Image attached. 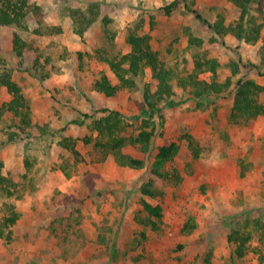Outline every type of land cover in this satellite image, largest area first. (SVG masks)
<instances>
[{
  "label": "rangeland",
  "instance_id": "rangeland-1",
  "mask_svg": "<svg viewBox=\"0 0 264 264\" xmlns=\"http://www.w3.org/2000/svg\"><path fill=\"white\" fill-rule=\"evenodd\" d=\"M58 1L64 6L63 16L73 22L72 10L87 14L95 3L97 24L90 25L84 37L85 32L79 35L74 28L70 33L61 25L47 24L53 16L45 19L44 13L45 24L35 33L39 24L29 13L27 30L10 25L0 34V71L12 69L30 105L32 123L49 129L41 134V126H36L30 135L23 133L15 126L19 118L10 113L0 122V173L17 181L12 195L0 192V221L13 211L19 213L11 226L12 237L0 238V264H208L207 254L212 264H264V245L259 242L264 226V115L232 123L228 118L232 93L224 92L199 106L191 97V86L179 84L195 71L198 56L219 62L215 73L199 74L208 80L224 81L231 75L229 64L240 57L242 63L259 62L261 39L252 43L233 34L221 38L185 3L212 22L223 17L226 24L238 19L239 8L231 0H180L167 13L164 7L172 0ZM263 12L264 0H252L250 13L257 21ZM104 17L109 21L104 22ZM140 23L138 31L150 33L152 47L173 68L178 102L163 105L149 118L156 126L150 151L124 147L146 161L144 167L132 168L119 165L112 156L96 159L93 142L83 141L90 133L96 135L88 125L92 118L81 113H93L94 118L102 115L99 108L120 109L129 123L124 134L136 133L143 117L148 118L133 115L141 112L144 84L155 85L149 67L134 87L113 96L95 89L100 71L112 83L118 82L97 50L105 49L107 55L127 52L126 37ZM48 25L61 31L54 28L49 33ZM14 31L29 44L21 63L12 52ZM190 36L201 39V44L190 42ZM36 57L40 60L37 70ZM240 67L233 81L247 74L264 83V66ZM42 73L49 75L41 79ZM10 98L0 85V104ZM76 117L85 123L71 122ZM64 137L76 139L82 161L74 163L68 149L59 145ZM169 139L177 140L179 151L161 167L164 176H159L152 171V163L157 147ZM143 185L154 195L144 194ZM143 200L164 207V216L156 220L158 228L146 224L149 215ZM188 217L196 225L186 233L182 228ZM234 227L253 233L252 249L242 258H233V244L228 240Z\"/></svg>",
  "mask_w": 264,
  "mask_h": 264
},
{
  "label": "trees",
  "instance_id": "trees-1",
  "mask_svg": "<svg viewBox=\"0 0 264 264\" xmlns=\"http://www.w3.org/2000/svg\"><path fill=\"white\" fill-rule=\"evenodd\" d=\"M252 0H231L240 10L239 17L235 22L225 23L223 17H219L216 21H210L205 18L202 13L191 6L187 1L186 8L194 13L195 17L206 22L207 26L212 29L221 38L227 34H233L239 40L247 42H257L261 39L258 49L259 62L248 60L242 63V58L239 61H233L229 64L231 75L224 81H219L216 78L211 80L200 78L199 74L205 70L216 72L219 62L216 58L208 56H198L195 58V71L188 74L179 80L181 87L186 88L191 86V97L196 99L197 104L201 106L204 101L212 100L217 95L224 92L233 94V103L229 113V121L232 123H247L258 116L264 115V83H259L255 78L247 74L240 75L236 81H233V76L240 73V64L245 66L262 67L264 66V12L260 21H257L255 15L250 13V6ZM180 0H172L165 5L166 12L172 11L178 6ZM194 3V2H193ZM95 3L89 6V13H80L79 9L72 10L75 20L73 22L74 32L83 35L85 30L96 20L98 11L94 9ZM31 13L39 26L35 27L33 32H40L42 24L44 25V9L34 0H0V34L3 27L14 26L20 30H27L28 16ZM76 14V15H75ZM109 21L104 17V22ZM154 25V21H151ZM142 23L138 24L135 29H131L126 37V42L129 44L130 49L127 52L107 55L105 49L97 50L100 60L108 64L109 68L118 79L117 83H112L110 77L104 72L100 71L99 78L95 81V89L104 93L107 96H113L118 90L123 88L134 87L136 79L145 73L147 67L151 70L152 78L155 80V85L152 86L146 82L143 86V104L139 115H133L134 119L142 115H147L148 118L143 117V121L139 125L136 133L124 134L129 123L125 120V116L120 109H113L108 107L99 108L102 115L93 118V113L83 112V117H90L92 121L89 125L91 131H95L96 135L91 133L83 137L85 143L93 142V147L97 160L103 161L107 157L112 156L114 160L122 166H129L132 168L144 167L146 161L142 157H137L125 152L123 149L127 145L139 147L143 153H147L151 148V140L155 134V122L149 118L159 113L163 105L174 106L178 101L175 100L177 94L174 90V72L171 65L161 55L160 51L154 49L151 45V35L148 31L144 30L139 32L138 28ZM49 33L61 31L60 27L47 26ZM190 42L197 41L201 44V39L190 36ZM214 40V39H212ZM12 52L18 58L19 63L23 62L24 50L29 46L27 41L17 31L13 32L12 36ZM32 48V47H29ZM33 49V48H32ZM79 58H82V53H79ZM4 60L1 59V62ZM40 62L36 57L33 63L34 68ZM37 70V69H36ZM12 69L4 67L0 71V85L4 86L10 93L9 100L2 101L0 104V122L5 113H10L14 117L19 118L15 126L23 133L30 135L36 126L40 127V133L45 134L48 132V127L45 125H36L32 123L30 105L23 93V87L15 78L12 77ZM49 73H42L41 79H45ZM216 77V74H215ZM162 116V115H161ZM76 124L85 123L82 117H76L71 120ZM12 126V125H11ZM15 134V133H14ZM188 137H190L188 135ZM13 138V136H11ZM59 145L68 149L71 153L74 163L83 160L82 154L76 146V139L71 137H64L59 141ZM179 151V144L175 139H169L165 144L159 145L153 160L152 171L159 176H164L161 167L170 161ZM94 153V152H93ZM72 160V161H73ZM25 164H29L28 159H25ZM2 163H0V167ZM22 176H27L23 173ZM17 181L13 178L0 173V192L10 196L14 193ZM143 193L147 195H154V192L143 185ZM144 209L147 211L149 217L146 224H151L152 227L158 228L156 222L160 221L165 214V209L161 204H151L143 200ZM19 213L13 211L6 214L0 221V238L12 237L11 226L16 222ZM155 218V220L153 219ZM195 222L192 217H188L182 228L183 232H190L195 227ZM262 228V227H261ZM145 236V233L142 232ZM253 238V233L250 230H243L234 227L228 234V240L233 244V258L244 257L252 248L250 242ZM260 244L264 245V226L263 233L259 236ZM208 264L210 262L209 255L205 257ZM263 257L261 256V260Z\"/></svg>",
  "mask_w": 264,
  "mask_h": 264
},
{
  "label": "crops",
  "instance_id": "crops-1",
  "mask_svg": "<svg viewBox=\"0 0 264 264\" xmlns=\"http://www.w3.org/2000/svg\"><path fill=\"white\" fill-rule=\"evenodd\" d=\"M35 2H37L39 5L43 7L44 13L46 14L45 19H47V15L52 14L53 17L51 19H47V22H48L47 24L61 25L65 31H70L71 33V30H73V20H71L70 16H68V18L63 16V15L66 16V14L63 13L64 6L63 5L59 6L60 1L58 0H37ZM46 2H49L48 5ZM198 2L202 3L203 0H199ZM51 20H52V23H51ZM96 24L97 23L95 21L93 24H91L92 25L91 27H93ZM87 34H88V31L85 32L84 37Z\"/></svg>",
  "mask_w": 264,
  "mask_h": 264
}]
</instances>
